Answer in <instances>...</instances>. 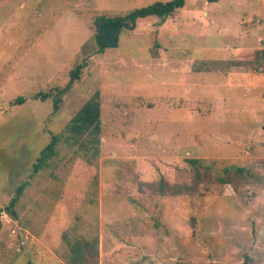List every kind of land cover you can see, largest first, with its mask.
I'll return each instance as SVG.
<instances>
[{"label":"rangeland","instance_id":"374dc122","mask_svg":"<svg viewBox=\"0 0 264 264\" xmlns=\"http://www.w3.org/2000/svg\"><path fill=\"white\" fill-rule=\"evenodd\" d=\"M167 1L0 0V264H68L66 241L94 238L90 264H264V0H185L96 52V16ZM81 64L56 113L32 99ZM96 91L98 158L61 144L33 173ZM189 159L209 167L198 192L159 195L192 182Z\"/></svg>","mask_w":264,"mask_h":264},{"label":"trees","instance_id":"16d2710c","mask_svg":"<svg viewBox=\"0 0 264 264\" xmlns=\"http://www.w3.org/2000/svg\"><path fill=\"white\" fill-rule=\"evenodd\" d=\"M220 0H205L206 3H216ZM185 0H170L167 2H155L149 6L133 9L124 14L106 15L102 14L93 19V40L98 54L106 50L117 49L120 44L121 35L124 32H132L136 28L137 21L149 17H156L158 25L165 23L166 19L175 12L182 9ZM84 65H77L69 73V81L62 89L55 92L38 93L32 97L33 100L45 102L52 99V112L56 113L62 102V97L66 95L73 85L80 80ZM25 102L24 98H17L14 105H21ZM101 135L100 119V95L94 92L91 97L75 113L69 123L64 128L62 134L52 135L49 143L41 150L36 162L32 166L33 173L44 169L48 163L56 156L59 145L69 146L75 155H80L88 164H91L99 156ZM186 164L192 173L190 184L170 185L160 179L155 184V189L161 196H194L198 192L199 184L208 175L209 167L203 166L196 159L186 160ZM216 180L221 184L228 185L230 182L217 177ZM25 186L20 185L16 189L15 196L10 200L4 211L13 219H17L15 211L16 205L21 197ZM1 213V211H0ZM1 227V222H0ZM69 256L68 264H90L97 257V239L66 241ZM31 264V263H28Z\"/></svg>","mask_w":264,"mask_h":264},{"label":"crops","instance_id":"0c3cea01","mask_svg":"<svg viewBox=\"0 0 264 264\" xmlns=\"http://www.w3.org/2000/svg\"><path fill=\"white\" fill-rule=\"evenodd\" d=\"M238 72H240V71H238ZM234 74V73H233ZM241 75H238V77H240ZM243 76V75H242ZM254 76V79H252V83H249V85H242V87L244 86V87H248V89L251 91V92H255V90L257 89V87H259V86H257L258 84H257V81L259 80V76L258 75H253ZM243 77H245V76H243ZM218 81V80H217ZM238 81L240 82V84H242V79L241 78H239L238 79ZM226 82H229V81H227L226 80ZM218 83H219V81H218ZM244 84V83H243ZM255 99H257V98H255ZM259 119L260 118H258V121H259Z\"/></svg>","mask_w":264,"mask_h":264}]
</instances>
